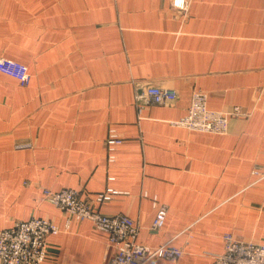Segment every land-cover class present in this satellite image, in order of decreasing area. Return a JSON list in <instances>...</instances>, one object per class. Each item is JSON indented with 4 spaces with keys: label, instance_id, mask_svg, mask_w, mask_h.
<instances>
[{
    "label": "crops",
    "instance_id": "1",
    "mask_svg": "<svg viewBox=\"0 0 264 264\" xmlns=\"http://www.w3.org/2000/svg\"><path fill=\"white\" fill-rule=\"evenodd\" d=\"M189 1L181 13L172 0H0V58L30 74L21 86L0 73V230L58 226L46 264H106L113 251L92 222L67 227L44 189L128 216L140 245L184 251L147 264H215L226 234L264 244V0ZM151 86L178 98L140 116L135 94ZM195 90L248 116H230L225 135L173 125ZM110 130L123 138L115 162ZM155 198L168 210L158 232Z\"/></svg>",
    "mask_w": 264,
    "mask_h": 264
},
{
    "label": "built area",
    "instance_id": "2",
    "mask_svg": "<svg viewBox=\"0 0 264 264\" xmlns=\"http://www.w3.org/2000/svg\"><path fill=\"white\" fill-rule=\"evenodd\" d=\"M172 5L178 12L186 13L190 1L172 0ZM0 73L16 79L21 86H27L30 82L28 68L8 58H0ZM177 98L178 94L173 89L151 86L136 92L135 105L141 116L146 106L171 105ZM208 98L205 92L195 90L187 115L172 124L193 132L225 135L229 130L230 116H248L243 115L238 107L231 114L210 110ZM122 143L123 138L115 130H110L107 139L108 162L116 161L115 151ZM253 176L264 179V174L258 170L253 171ZM112 193L117 192L108 190L107 194L99 195L97 201L109 200ZM43 199L67 215V227L72 220L90 221L97 230L107 234L108 247L113 254L106 264H147L160 258L176 261L184 254L181 248L170 243L156 248L138 244L140 227L135 221L124 214L106 216L94 211L76 190L55 192L44 189ZM154 207L156 216L151 229L158 232L165 226L168 210L158 203L157 198L154 199ZM59 232L58 226L41 218L18 221L11 228L0 230V264H46L47 239ZM223 243L224 252L213 256L215 264H264V244L239 241L231 234L223 236Z\"/></svg>",
    "mask_w": 264,
    "mask_h": 264
}]
</instances>
